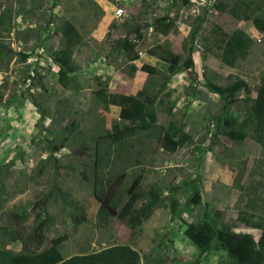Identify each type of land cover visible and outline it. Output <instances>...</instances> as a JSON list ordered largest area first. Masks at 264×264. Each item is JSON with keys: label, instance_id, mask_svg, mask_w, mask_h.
I'll list each match as a JSON object with an SVG mask.
<instances>
[{"label": "rangeland", "instance_id": "374dc122", "mask_svg": "<svg viewBox=\"0 0 264 264\" xmlns=\"http://www.w3.org/2000/svg\"><path fill=\"white\" fill-rule=\"evenodd\" d=\"M220 1L233 5L232 0H0V264H9L10 256L26 246L31 252L43 249L55 237H63L58 247L65 258L127 244L138 251L140 264H234L223 250L200 253L185 237L186 224L206 219L207 213L258 239L260 230L237 217L245 213L264 219V143L252 138L250 116L255 87L264 81V31L251 20L217 10ZM246 1H259L254 14L264 18V0ZM165 16L175 26L163 35L152 24ZM65 21L81 35L72 55L74 82L68 87L59 83L58 66L50 58L51 50L62 46ZM136 25L144 42L135 47L134 62L137 67L153 65L159 74L139 68L132 76L121 72L130 62L112 46ZM214 25L227 33L241 29L253 39L246 56L232 67L218 57ZM157 44L181 55L179 70L170 78L165 77L167 63L147 51ZM103 49L112 51V63L106 62ZM237 77L253 90L248 98L239 92L232 105L238 123L247 119L238 126L247 133L243 141L215 134L221 101L207 87ZM101 86L124 94L144 88L159 127L132 137L122 151L111 144L105 133L113 124L127 122L119 118V107L95 100L94 91ZM170 122L187 133L174 137L178 145L173 151L155 137ZM62 137L68 138L67 145L53 152ZM97 153L103 156L104 179L126 172L123 187L144 169L137 206L149 193L162 201L135 232L99 211L93 192ZM190 181L201 187L198 204L188 202ZM171 195L177 202L175 215ZM73 214L84 217L75 222ZM40 221L45 223L42 242Z\"/></svg>", "mask_w": 264, "mask_h": 264}, {"label": "trees", "instance_id": "16d2710c", "mask_svg": "<svg viewBox=\"0 0 264 264\" xmlns=\"http://www.w3.org/2000/svg\"><path fill=\"white\" fill-rule=\"evenodd\" d=\"M183 2L188 4V0H183ZM229 2L220 1L215 5V8L220 12L228 10L234 17L239 19L251 20L256 29L264 31V18L254 14V11L261 7L259 1L232 0L233 5L230 7ZM1 14L7 17V11H3ZM152 25L155 32L163 35L168 34L175 26L168 16L153 22ZM61 33L62 46L51 50L50 58L58 66L59 83L63 87H68L74 82L75 65L72 63V55L74 47L80 42L81 35L69 21L63 23ZM196 33L197 29L192 30L190 43L194 40ZM211 35L220 45L219 59L230 67L234 66L240 58L246 56L253 42V39L241 29L227 33L218 25H214ZM140 42H144V37L141 27L136 25L127 29L126 35L119 40L118 44L112 46L118 48L130 62L128 69H122L121 72L127 76H132L133 72L139 68L151 75L159 74V69L153 65L142 63L137 67L135 64L134 61L138 59L135 47ZM147 51L167 63L168 73L165 75L166 79L178 72L181 63L180 54L174 53L163 44H157ZM100 52L107 63H112L114 59L112 51L103 49ZM207 87L210 91L216 93L221 101V111L215 117L218 129L215 134H220L234 141H243L247 137V133L240 131L241 128H238V126L242 127L247 119H244L243 123H238L236 117L238 112L232 108V105L241 91L246 96L245 98L251 96L252 87L241 77H237L225 85L208 83ZM2 96L3 93H0V99ZM94 96L97 102L119 107V118L127 122L124 124L115 123L112 130L105 133V137L110 139L111 144H119L121 151L126 148V142L132 137H140L142 134L159 127L156 111L150 107L152 99L144 88L136 94H124L110 92L107 87L101 86L94 91ZM165 96L167 95L165 94ZM252 100L250 116L253 126L251 136L257 142L264 143V81L255 87V96ZM159 101L162 102L163 100L160 99ZM244 110L241 112H244ZM171 111L172 105L168 107L169 114ZM68 134H70V131ZM186 135L187 133L181 127L170 122L163 135L157 134L155 137L163 148L173 151L178 145L177 139H174V137L184 138ZM67 141V137H62L51 147V150L53 152L59 151L67 145ZM101 144V141H97L96 147L99 148ZM102 162L103 156L97 153L94 163L93 192L100 204L99 211L105 215L118 217L130 228L131 232H135V228L140 225L141 221L149 218L154 210L162 205V201L159 200L157 194L149 193L147 201L143 205L137 206L144 169L140 168L133 181L123 187L126 172L122 171L115 177L107 176L104 179L102 173H100ZM189 187L192 195L188 197V202L198 204L201 201L199 183L190 181ZM169 206L171 215H175L177 202L172 195ZM72 217L75 222H79L84 215L73 214ZM237 218L246 226L260 230L258 239H255L252 233L235 231L234 224L222 223L219 218L211 217L208 213L206 219L187 223L184 235L197 246L200 253L207 251L209 248H214L226 252L234 264H264V219L254 220L245 213H240ZM44 228L45 223L40 221L38 225L39 242H42ZM62 239L63 237L50 239L47 247L35 252L27 251L31 248L26 246L24 252L10 256L9 264H140L138 251L127 244H115L90 253L74 254L65 258L58 247Z\"/></svg>", "mask_w": 264, "mask_h": 264}, {"label": "built area", "instance_id": "2783aa9c", "mask_svg": "<svg viewBox=\"0 0 264 264\" xmlns=\"http://www.w3.org/2000/svg\"><path fill=\"white\" fill-rule=\"evenodd\" d=\"M121 11H122L121 9H118V10H117V14H120V13H121Z\"/></svg>", "mask_w": 264, "mask_h": 264}]
</instances>
